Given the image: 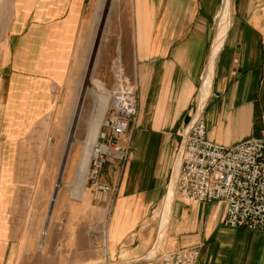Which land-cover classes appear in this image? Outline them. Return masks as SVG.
Instances as JSON below:
<instances>
[{"label":"crops","instance_id":"1","mask_svg":"<svg viewBox=\"0 0 264 264\" xmlns=\"http://www.w3.org/2000/svg\"><path fill=\"white\" fill-rule=\"evenodd\" d=\"M94 2L13 0L2 64L8 110L35 113L33 124H67L84 52L90 51ZM128 4L112 64L119 58L137 110L126 133L128 161L121 170L106 164L100 174L110 194L97 202L94 216L102 225L97 258L90 259L89 252L90 233L96 230L89 228L86 173L77 185L80 150L51 204L44 238L45 226L38 235L28 234L22 215L0 222V264H158L160 254L188 246L199 247L196 264H264V233L223 226L222 202L188 204L168 193V220L157 243L160 223L153 212L170 181L179 129L199 103L224 0ZM210 88L199 112L208 140L232 146L264 136V0H229ZM40 114L46 117L41 120ZM39 238L44 245L37 253Z\"/></svg>","mask_w":264,"mask_h":264},{"label":"rangeland","instance_id":"2","mask_svg":"<svg viewBox=\"0 0 264 264\" xmlns=\"http://www.w3.org/2000/svg\"><path fill=\"white\" fill-rule=\"evenodd\" d=\"M104 0H95L96 4L93 8V13L90 14V23H89V32H88V47L91 44L90 51L86 50L84 52V56L82 59L83 66H81L79 72V78L76 85V92L79 89V85L81 81H83V77L85 75V71L87 66H89L90 73L92 71L93 79L92 85L97 92H104L108 94V91L111 90L115 80L112 70V65L116 62L114 61L118 55H116L115 49L118 48L117 42L121 36L122 25L126 23V9L128 7V0H113L112 2L107 4L106 13L104 15L103 25L98 31L97 20L101 15V7ZM94 2V3H95ZM12 5L13 0H0V222L6 223L11 220L12 216L22 215L24 217L25 231L28 234L38 235L39 229L43 230V227L46 223L49 224V221L46 222L48 211L51 208V204L55 202L56 194L55 191H58L59 188L64 186L66 171L68 170V166L71 161L79 156L80 150H83V154L85 152L84 143L88 145L90 143L93 133L95 131V124L99 119L100 112L103 107L104 100L94 101L91 95H87L83 101L81 114L79 117V121L74 129L73 133V142L68 148L67 159L65 162V167L63 171V175L61 177V182L63 185L61 187H56L59 166L61 160V153L63 149V140L65 139L68 123L64 125H45L43 121H38L36 123H32L34 121V114L30 111H22V110H8L7 109V99L6 92L8 88V79L5 78L3 74L2 64L5 63V47H6V39L9 28V23L12 14ZM111 6V7H110ZM110 7V9H109ZM96 46L94 47V39L97 36ZM100 34V35H99ZM92 45L94 47V53L91 55ZM112 61L113 64H112ZM94 63V64H93ZM120 66V76L122 81L125 80L128 86L132 88L133 96L135 100V115L128 121L126 132L123 134V143L128 148V159L130 156L129 147L127 145L126 133L128 130V126L130 122H132L136 116V97L134 88L132 86L131 81L125 76L122 67ZM82 79V80H81ZM105 90V91H101ZM76 92L73 95L72 102L76 99ZM107 95V102L108 101ZM195 105V104H194ZM198 105V106H197ZM193 110L191 111V115H189L188 122L179 129V139L176 145V148L173 153V161L176 163V172L178 168V160L177 156L180 149L181 137L184 130L194 122V119H199L203 126L204 137L205 136V128L204 121L202 116L199 114L201 111V107L199 103L197 104ZM72 106V103H71ZM106 111V110H105ZM29 112V113H28ZM69 114H71L69 112ZM42 116V114H40ZM105 113L104 117L105 118ZM41 117V120H43ZM46 117V116H45ZM44 117V118H45ZM50 117V115H48ZM95 134V133H94ZM55 137H58L60 141H56ZM262 138L264 140L263 134L260 133L257 137H249L247 139H256ZM241 140L232 146H224L222 144H218L224 147H233L238 143L244 141ZM81 144L84 146H81ZM93 142L90 144V146ZM89 155V151H88ZM128 159L124 162L119 161H111L103 163L98 171L97 180L101 182V184H105L101 178L100 174L102 168L106 164H116L118 169L121 170L122 167L126 164ZM75 161V160H73ZM174 167V166H173ZM175 172V176H176ZM174 176V177H175ZM171 179V177H170ZM170 182V181H169ZM86 192L88 193V198L90 200L89 206V228L92 230L94 228L95 233H90L89 239V252L90 259L97 258L96 257V247L99 245L98 233L101 234L102 225L99 221H94V216L97 214L98 204L97 202L101 201L98 199L95 192L90 187V181L85 182ZM109 188V186H108ZM110 190V188H109ZM55 193V196H54ZM53 198H55L53 200ZM177 198L183 202L184 200L180 199L178 195L175 194V180L173 185V197ZM18 200V203H16ZM211 202H222V201H211ZM188 204H199V203H210V202H197ZM224 204V213L222 219V225L228 227L224 224L225 218V203ZM161 203L158 205L156 210L153 212V216L159 218V208ZM40 217L39 223L36 222V218ZM102 219V218H101ZM43 220V221H42ZM98 222V223H96ZM12 223L6 224L8 227H11ZM4 225V224H3ZM234 228H243L246 230H250L246 227H234ZM233 229V228H231ZM12 230V229H10ZM23 230V228H22ZM250 231H258L264 233L261 230H250ZM92 235V236H91ZM92 237V238H91ZM40 238L35 244V249L37 253L40 251L37 249V245L40 242ZM195 247L199 254L198 246H188L185 248ZM184 249V248H182ZM181 250V249H178ZM177 251V250H175ZM174 252V251H172ZM170 253V252H167ZM198 254L196 258L198 259ZM162 254L159 255V258ZM79 259L78 257H76ZM158 258V264H159ZM75 260V259H74ZM88 264H95V261H88Z\"/></svg>","mask_w":264,"mask_h":264},{"label":"built area","instance_id":"3","mask_svg":"<svg viewBox=\"0 0 264 264\" xmlns=\"http://www.w3.org/2000/svg\"><path fill=\"white\" fill-rule=\"evenodd\" d=\"M114 80L86 171V181L102 202L109 199L110 190L97 180L99 168L105 162L128 159L123 134L135 115L132 88L118 71ZM193 121L181 137L175 194L190 203L222 201L226 226L264 231V140L224 147L207 141L201 121ZM197 254L195 247L163 253L159 264H195Z\"/></svg>","mask_w":264,"mask_h":264},{"label":"bare ground","instance_id":"4","mask_svg":"<svg viewBox=\"0 0 264 264\" xmlns=\"http://www.w3.org/2000/svg\"><path fill=\"white\" fill-rule=\"evenodd\" d=\"M112 1L113 0H104L103 1L102 7H101V15H100V17H98V20H97L98 31L100 30L101 26L103 25L102 23L104 21V15L106 13V9L108 8L107 4L112 2ZM110 7H109V9H110ZM221 11L222 12H221V15L219 17V20H218V23H217V27H216V32H215V35H214L215 36L214 37V41H213V44H212V47H211V50H210L209 60L207 62V66H206V69H205V74H204V77H203V80L201 82V86H200V89H199L200 90L199 91V106L200 107L203 105L204 101L207 98V95L209 94V90L211 89L210 85H211V80H212L213 59H214L215 54L218 51L219 47L221 46V43L223 41L225 32H226L227 27H228L229 0H224L223 9ZM97 38H99L98 37V32H97L96 38L94 39V43H93L94 47L96 46ZM93 45H92L93 49L91 50V55L94 53ZM90 47H91V45H90ZM111 67H112V70H113V75L117 71L120 72L119 64L118 65L117 64L116 65H112ZM89 68L90 67L87 66L86 71H85V75L82 78L83 81H81V83L79 85V89L76 92V99L74 100V102L72 104L70 119H69L67 131H66L65 139L63 141V149H62V153H61L59 174H58V179H57V183H56L57 186L56 187H61L62 186L61 177L63 175L65 162H66V159H67L68 148L72 144V142L74 141L72 136H73V133H74V129H75L76 125H77V122L79 121V117H80V114H81L82 105H83V101H84L85 97L89 94V95L92 96L94 101H96V100H98V101L104 100V103H103L102 110L100 112L99 119H98V121L95 124V131H94L95 134L93 133V137H92L90 143H88V145L86 143H84L85 152H84V154H82L81 160L79 162V169H78L79 173H78V178H77V185H80V186L84 183V176H85L86 172H84L83 170H84V167L86 166V164L88 163V160L90 158L89 157L90 156V150L88 148H91L93 146V144L95 143L96 139H97V137H96V135L98 134L97 132L99 130V127L101 125L102 119L104 117L105 110H106V108H107V106L109 104V103H107V94L106 93L97 92L94 89V87L92 85L93 76L90 75V74H92V71L90 73ZM109 96H110V91H108V97ZM109 98H108V101H109ZM94 139H95V141H94ZM92 142H93V144L90 146V144ZM88 151H89V155H88ZM176 166H177V164L175 163L174 167L172 169L170 182L168 183V185L166 187V191H165L164 196L162 198L161 206L159 208V223H160L159 226H160V228H159V232H158L157 243H158V241L160 239L161 231H162L163 227L165 226V224H166V222L168 220L167 219V215H169L168 214V209H169V205H170L168 193L170 194L171 200H172V197H173V185H174V180H175L174 176H175V172H176ZM83 172H84V174H83ZM78 190H79V188H78ZM55 193H57V191H55ZM55 193H54V196H55ZM54 199L55 198H53V200ZM52 206H53V203H52ZM50 212L51 211H49V213L47 214L46 221L50 220ZM47 227H48V223H46V225H45V229L43 231V238H44V235H45V233L47 231ZM43 238H42V240H43ZM43 245H44L43 242L40 241L38 243V245H37V249L39 251L42 250L43 249Z\"/></svg>","mask_w":264,"mask_h":264}]
</instances>
